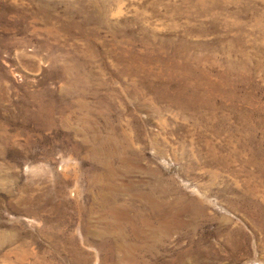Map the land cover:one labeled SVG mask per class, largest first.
Segmentation results:
<instances>
[{
    "label": "rangeland",
    "instance_id": "374dc122",
    "mask_svg": "<svg viewBox=\"0 0 264 264\" xmlns=\"http://www.w3.org/2000/svg\"><path fill=\"white\" fill-rule=\"evenodd\" d=\"M118 188L179 225L118 264H264V0H0V264H108Z\"/></svg>",
    "mask_w": 264,
    "mask_h": 264
},
{
    "label": "bare ground",
    "instance_id": "6f19581e",
    "mask_svg": "<svg viewBox=\"0 0 264 264\" xmlns=\"http://www.w3.org/2000/svg\"><path fill=\"white\" fill-rule=\"evenodd\" d=\"M111 154L112 152L105 153L108 157ZM114 192L111 203L105 207L101 206L103 208L99 217L101 226L96 231L102 241L101 249L105 252L111 251L110 259L106 256V261H110L108 264H118L117 252L120 246H128L130 239L136 240L139 235L148 233L155 236L149 246L158 249L163 243L160 236L178 229L179 225L176 222L172 225V221L178 217L163 213L161 205L150 198L151 196L144 199L129 188L123 191L118 188V191Z\"/></svg>",
    "mask_w": 264,
    "mask_h": 264
}]
</instances>
